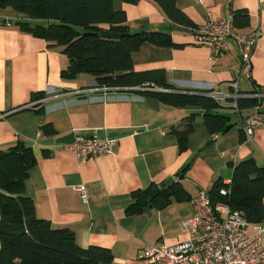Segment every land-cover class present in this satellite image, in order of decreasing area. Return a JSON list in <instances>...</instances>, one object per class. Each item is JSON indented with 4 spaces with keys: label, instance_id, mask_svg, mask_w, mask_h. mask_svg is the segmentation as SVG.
<instances>
[{
    "label": "crops",
    "instance_id": "0c3cea01",
    "mask_svg": "<svg viewBox=\"0 0 264 264\" xmlns=\"http://www.w3.org/2000/svg\"><path fill=\"white\" fill-rule=\"evenodd\" d=\"M176 5L194 26L171 22L152 0H115V7L125 11L130 32L166 31L177 43L170 47L142 44L132 54L134 70H165L172 87L165 91L172 93L207 92L212 87L227 95L264 90V0H176ZM234 9H245L249 15L245 26H237L232 18L234 30L261 33L251 55L250 78H238L235 87L241 65L235 42L225 38L226 51L217 52L213 45L194 40L195 27L209 15L231 17ZM21 19H26L22 13L0 8V149L17 141L31 146L36 163L24 180L25 195L33 199L38 218L71 230L79 246L108 248L115 264H148L141 256L146 245L186 238L180 222L192 214V205L190 200L172 198L161 208L149 204L139 213L128 214L126 207L134 201V191L150 184L160 186L173 177L191 199L200 191L207 192L214 182L231 179L234 166L243 160L264 165V126L255 127L249 138L241 126V118L253 112L252 106L236 113L231 96L217 101L216 109L230 113L232 125L213 138L198 107L169 106L133 87L109 91L110 98H102L104 91L93 87L98 84L90 74L63 76L67 55L54 42L21 29ZM83 87L90 90L75 92ZM39 91L45 96L32 100ZM147 97L158 99V107L146 103ZM189 115H193L192 130L187 147L179 151L171 130ZM42 123L53 126V138L78 130L85 137L93 133L100 139H113V152L80 159L63 144H42L41 139L47 138L41 134ZM255 224L263 228L264 243V216ZM247 232H254L252 225Z\"/></svg>",
    "mask_w": 264,
    "mask_h": 264
},
{
    "label": "trees",
    "instance_id": "16d2710c",
    "mask_svg": "<svg viewBox=\"0 0 264 264\" xmlns=\"http://www.w3.org/2000/svg\"><path fill=\"white\" fill-rule=\"evenodd\" d=\"M136 3L138 0H123ZM165 16L180 26H194L181 11L176 0H152ZM12 8L25 15L18 21L21 29L54 42L68 57L62 75L74 77L90 74L98 85L140 87L144 96H153L174 107H198L204 111L203 123L210 133L225 132L232 123L216 108L217 101L207 92L147 91L146 88L171 89L165 70L136 71L132 54L142 44L176 46L166 31L130 32L123 9L115 7V0H0V8ZM233 22L245 26L249 15L245 9L232 10ZM50 21L44 25L37 21ZM196 28V27H195ZM118 33L117 38L99 34L100 30ZM45 96L43 91L32 95V100ZM238 108L251 107L256 98H238ZM193 115L172 128L177 138L178 150L187 147V136L192 130ZM43 136L56 134L50 123H42ZM46 154L47 151H44ZM36 163L31 146L21 141L0 149V264H115L108 248L89 245L81 247L68 228L52 227L50 221L38 218L33 199L25 195L24 180L29 168ZM186 170V166L178 175ZM222 181H216L207 191L211 202H225L232 209L243 211L251 223L264 216V165L246 159L234 166L229 193L221 195ZM155 184L133 192L134 201L126 207L128 214L141 212L151 204L161 208L171 199L190 200L179 181H173L155 192Z\"/></svg>",
    "mask_w": 264,
    "mask_h": 264
},
{
    "label": "built area",
    "instance_id": "2783aa9c",
    "mask_svg": "<svg viewBox=\"0 0 264 264\" xmlns=\"http://www.w3.org/2000/svg\"><path fill=\"white\" fill-rule=\"evenodd\" d=\"M260 31L251 33H240L233 28L232 16L215 19L209 15L204 24L194 29V40L199 44L209 43L217 52L227 49L225 38L229 37L240 49L241 65L236 77L250 78L252 62L251 55L260 37ZM239 78V79H238ZM97 89L104 91L103 97L110 98L109 91L121 90L125 87L95 85ZM140 88V87H133ZM142 89V88H140ZM90 88L76 89V93H84ZM92 90H94L92 88ZM169 89H162L165 91ZM237 91V90H235ZM207 94L218 103L231 96L233 109L239 113L237 106L238 98H256L257 103L252 106L253 112L241 118L242 130L249 138L253 129L264 126V90L254 88L246 94L235 92L227 95L218 88L212 87ZM217 137V132L212 133ZM113 139H100L96 136L85 137L78 130L74 131V140L63 144L64 147L73 151L76 157L85 159L99 154L111 155ZM231 179H226L219 189L221 195L229 193ZM77 189L81 192L83 199L85 194L81 186ZM192 214L181 220V228L186 238L171 244L155 243L146 245L141 256L146 258L148 264H264L263 228L248 221L243 211L232 209L227 203L211 202L205 191H200L190 199ZM253 226L254 232L248 233L249 226Z\"/></svg>",
    "mask_w": 264,
    "mask_h": 264
},
{
    "label": "water",
    "instance_id": "95a60500",
    "mask_svg": "<svg viewBox=\"0 0 264 264\" xmlns=\"http://www.w3.org/2000/svg\"><path fill=\"white\" fill-rule=\"evenodd\" d=\"M99 34L101 36H104V37H108V38H117L118 37V33L116 32H112V31H107V30H100L99 31ZM81 98H84L81 97ZM146 103L150 104L151 106L153 107H158L159 105V100L156 99V98H153V97H147L145 99ZM224 116L226 117H231V114L230 113H222ZM100 133V132H99ZM88 136H94L93 133H89L87 134ZM97 137H101L99 134L95 135ZM103 137V135H102ZM74 140V133H69L67 135H64V136H61V137H57V138H53V137H47V138H43L41 139V143L42 144H53V143H60V144H65V143H71L72 141ZM174 181V178L173 177H168L167 179H165V181H163L161 183L160 186H157L155 188V192H159V190L162 188V187H165L167 185H169L170 183H172Z\"/></svg>",
    "mask_w": 264,
    "mask_h": 264
}]
</instances>
